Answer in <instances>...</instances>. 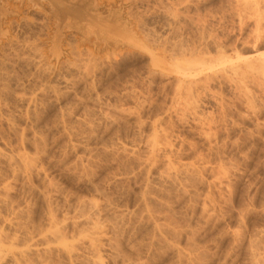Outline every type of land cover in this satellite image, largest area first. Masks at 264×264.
Returning <instances> with one entry per match:
<instances>
[{
	"label": "rangeland",
	"instance_id": "obj_1",
	"mask_svg": "<svg viewBox=\"0 0 264 264\" xmlns=\"http://www.w3.org/2000/svg\"><path fill=\"white\" fill-rule=\"evenodd\" d=\"M71 1L0 0V264H264V0Z\"/></svg>",
	"mask_w": 264,
	"mask_h": 264
},
{
	"label": "bare ground",
	"instance_id": "obj_2",
	"mask_svg": "<svg viewBox=\"0 0 264 264\" xmlns=\"http://www.w3.org/2000/svg\"><path fill=\"white\" fill-rule=\"evenodd\" d=\"M249 1V0H248ZM96 2V1H95ZM241 3H242V1H240ZM239 2V3H240ZM252 2V1H251ZM235 3H237V1H235ZM256 3H258V2H256ZM259 3H261V2H259ZM247 4V3H246ZM233 5V4H232ZM231 5V6H232ZM240 5V4H239ZM262 5H264V2H263V4ZM256 6V5H255ZM235 7H237V6H235ZM234 7V8H235ZM239 7V6H238ZM237 7V8H238ZM242 7V6H241ZM253 7V6H252ZM264 7V6H263ZM261 8V7H260ZM242 9V8H241ZM257 9H258V6H257ZM256 10V9H255ZM233 12H236L235 10L233 11ZM240 12V11H239ZM244 12V11H243ZM242 12V13H243ZM257 12V11H256ZM255 12V13H256ZM261 12H262V10H261ZM260 12V13H261ZM183 13V12H182ZM189 13V12H188ZM188 13H186V14H188ZM254 13V12H253ZM258 13V12H257ZM238 14V13H237ZM245 14V13H244ZM262 14V13H261ZM188 15H190V14H188ZM187 15V16H188ZM192 15V14H191ZM191 15H190V17H191ZM194 15V14H193ZM233 15V14H232ZM251 15V14H250ZM198 16V15H197ZM239 16V15H238ZM193 17V16H192ZM199 17V16H198ZM232 17V16H231ZM242 17V16H241ZM252 17V16H251ZM177 18V17H176ZM185 18V17H184ZM229 18V17H228ZM235 18V17H234ZM240 18V17H239ZM244 18V17H243ZM262 17H260V19H261ZM183 19V18H182ZM200 19H201V17H200ZM233 19V18H232ZM255 19H256V17H255ZM177 20V19H176ZM196 20H198V19H196ZM226 20V19H225ZM237 20V19H236ZM243 20H245V19H243ZM202 21V20H201ZM206 21V20H205ZM204 21V22H205ZM223 21V20H222ZM233 21V20H232ZM187 22V21H186ZM192 23H193V21H191ZM195 22H197V21H194V23ZM203 22V21H202ZM230 22V21H229ZM185 23V22H184ZM191 23V24H192ZM235 23V22H234ZM242 22H240V24H241ZM255 23H256V21H255ZM254 23V24H255ZM258 23H259V21H258ZM182 24V23H181ZM186 24V23H185ZM208 24V23H207ZM228 24V23H227ZM237 24V23H236ZM261 24V23H260ZM260 24H259V26H260ZM204 25V24H203ZM232 25V24H231ZM242 25V24H241ZM245 25V24H244ZM186 26V25H185ZM190 26V25H189ZM219 26V25H218ZM256 26H257V24H256ZM200 27H203V26H201V24H200ZM223 27V26H222ZM233 27V26H232ZM235 27V26H234ZM261 27V26H260ZM189 28V27H188ZM239 28V27H238ZM241 28H242V26H241ZM258 28V27H257ZM257 28H255V29H257ZM12 29V28H11ZM193 29V28H192ZM205 29V28H204ZM211 29V28H210ZM228 29V28H227ZM253 29V28H252ZM209 30V29H208ZM224 30V29H223ZM230 30V29H229ZM238 30H240V28L238 29ZM258 30H259V28H258ZM261 30V29H260ZM199 31V30H198ZM217 31V30H216ZM207 32V31H206ZM209 32H211V31H209ZM208 32V33H209ZM253 32V31H252ZM258 32V31H257ZM203 33V32H202ZM207 33V35H209ZM227 33V32H226ZM228 33H229V31H228ZM255 33V32H254ZM235 34V33H234ZM199 35H200V32H199ZM214 35H215V33H214ZM225 35V34H224ZM223 35V36H224ZM229 35V34H228ZM227 35V36H228ZM239 35V34H238ZM237 35V36H238ZM250 35V34H249ZM254 35V34H253ZM261 35V34H260ZM202 36V35H201ZM236 36V37H237ZM213 37V36H212ZM201 38V37H200ZM199 38V39H200ZM204 38V37H203ZM208 38V37H207ZM211 38V37H210ZM202 39V38H201ZM212 39V38H211ZM216 39V38H215ZM225 39V38H224ZM230 39V38H229ZM239 39V38H238ZM252 39V38H251ZM250 39V40H251ZM258 39V38H257ZM200 41V40H199ZM201 41H203V40H201ZM200 41V42H201ZM204 41H205V39H204ZM216 41V40H215ZM239 41V40H238ZM242 41H243V39H242ZM253 41V40H252ZM71 42V41H70ZM147 42V41H146ZM214 42V41H213ZM226 42V41H225ZM150 43V42H149ZM204 43V42H203ZM230 43V42H229ZM249 43V42H248ZM216 44V43H215ZM219 44H220V42H219ZM224 44H226V43H224ZM207 45V44H206ZM230 45V44H229ZM235 45V44H234ZM259 45V44H258ZM200 46V45H199ZM154 47V46H153ZM205 47V46H204ZM232 47H234V46H232ZM231 47V48H232ZM199 48V47H198ZM224 48V47H223ZM230 48V47H229ZM236 48H237V46H236ZM251 48V47H250ZM182 49H184V48H182ZM217 49V48H216ZM228 49V48H227ZM234 49V48H233ZM240 49V48H239ZM174 50V49H173ZM189 50V49H188ZM194 50H195V48H194ZM199 50H201V48L199 49ZM220 50V49H219ZM231 50V49H230ZM190 51V50H189ZM202 51V50H201ZM217 51V50H216ZM221 51V50H220ZM224 50H222V53L223 54H227V52L225 53V52H223ZM226 51V50H225ZM233 51V50H232ZM236 51H237V49H236ZM260 51H261V49H260ZM259 51V47L257 48V50L255 51V52H253V53H246V54H240V55H237L238 56V58L240 59L238 62H236L235 64H232V66H231V71L233 72V75H236V74H238L239 75V73L241 72L240 70H248L249 71V69H251L252 71L254 70V71H260V72H263L264 73V53H263V51L262 52H260ZM179 52V51H178ZM193 52V51H192ZM198 52V51H197ZM210 52V51H209ZM208 52V53H209ZM217 52H219V51H217ZM247 52V51H246ZM185 53V52H184ZM188 53V52H187ZM190 53V52H189ZM196 53V52H195ZM202 53V52H201ZM205 53V52H204ZM203 53V54H204ZM219 53H221V52H219ZM236 53V52H235ZM179 54V53H178ZM181 54H182V52H181ZM215 54V53H214ZM172 55V54H171ZM190 55V54H189ZM191 55H194L193 53L191 54ZM202 55V54H201ZM205 55V54H204ZM207 55H209V54H207ZM211 55V54H210ZM217 55H219L218 56V58H217V56H215L216 57V59L214 60V63L212 64V62L209 60V62H210V64H208V60H206V59H204L203 57H200L199 55H197L196 56V54H195V56H196V58H194V56H187L186 54H185V56H182V55H180V57L179 58H177L178 60H180L181 62L183 61V62H186V63H181L180 61V63H177L176 64V68L178 69V71H179V73L180 74H182L183 75V77L185 78V79H187V81H186V83L187 82H189L190 84H191V86L194 84H196V86L198 85L197 83H199L200 81H201V79L203 78V77H205V74H204V76L202 77L201 76V78H200V81H199V75L200 74H203V71L204 70H206L207 69V66L211 69V70H213L214 72H215V74H217L218 73V71H219V73H221L222 74V69L221 68H219V67H217L218 65H220L221 64V62L225 59V57H227V56H224V55H222V54H217ZM177 56V55H176ZM212 56V55H211ZM210 56V57H211ZM214 56V55H213ZM212 56V57H213ZM229 57H230V55H229ZM229 57H227V58H229ZM171 58V57H170ZM209 59V58H208ZM234 60V59H233ZM236 60V59H235ZM240 61H241V63H240ZM216 62H218V63H216ZM227 63V62H226ZM222 65V64H221ZM223 65H224V63H223ZM175 66V65H174ZM173 66V67H174ZM214 67H216L218 70H216L215 71V69H213ZM221 67V66H220ZM175 68V67H174ZM222 68H223V66H222ZM256 69V70H255ZM207 71V70H206ZM210 71V70H209ZM213 71H211V72H213ZM224 71H227V70H223V73H224ZM230 71V72H231ZM207 74V73H206ZM212 74V73H211ZM210 74V75H211ZM254 74V73H253ZM258 74V73H257ZM210 75H208L209 77H210ZM229 75H231V74H229ZM241 75V74H240ZM199 76V77H198ZM207 77V76H206ZM205 77V81H207L208 79ZM215 78V76H214V73H213V76L211 77V78ZM217 78H218V76H216ZM228 77V78H227ZM254 77V76H253ZM221 78H222V81H223V83L225 84L226 82H228L229 84L230 83H233L234 82V79L235 78H237V77H235L234 78V76L232 77L231 76V78L233 79V81H232V79L230 78V76H221L220 75V80H221ZM251 78V77H250ZM176 79V78H175ZM179 79V78H178ZM177 79V80H178ZM216 79V78H215ZM256 79V78H255ZM180 80V79H179ZM213 80V79H212ZM212 80H210V81H212ZM237 80V79H236ZM253 80H254V78H253ZM185 81V80H184ZM199 81V82H198ZM204 81V82H205ZM214 81V80H213ZM180 82V81H179ZM202 82H203V80H202ZM203 82V83H204ZM209 82V81H208ZM215 82V81H214ZM236 83V82H235ZM238 83H239V81H238ZM200 84H201V82H200ZM227 84V83H226ZM225 84V85H226ZM193 85V86H194ZM209 85V84H208ZM218 85H219V83H218ZM232 85V84H231ZM195 86V87H196ZM202 86H205L206 87V85L204 84V85H202ZM215 86V85H214ZM224 86V85H223ZM230 86V85H229ZM232 86H235V84L234 85H232ZM188 87V86H187ZM204 87V88H205ZM208 87V86H207ZM192 88V87H191ZM199 89V88H198ZM202 89V88H201ZM188 91V90H187ZM191 94V93H190ZM242 95V94H241ZM226 97V96H225ZM232 98V97H231ZM224 99V98H223ZM229 99H227V101H228ZM225 104V103H224ZM229 104V103H228ZM223 105V104H222ZM235 105V104H234ZM234 107V106H233ZM236 108V107H235ZM221 109V108H220ZM225 112V111H224ZM21 158V157H20ZM17 162V161H16ZM26 163V162H25ZM86 204V203H85ZM147 205V204H146ZM150 205V204H149ZM99 211V210H98ZM168 212V211H167ZM153 213V212H152ZM95 214V213H94ZM97 214V213H96ZM156 214V213H155ZM170 214V213H169ZM96 215H94V217H95ZM143 216V215H142ZM166 216V215H165ZM91 217V216H90ZM89 217V218H90ZM145 217V216H144ZM168 217V216H167ZM92 218H93V216H92ZM91 218V219H92ZM170 218V217H169ZM157 219V218H156ZM142 221V220H141ZM97 222V221H96ZM171 222V221H170ZM90 224V223H89ZM169 225V224H168ZM176 225V224H175ZM98 226V225H97ZM100 226V225H99ZM158 226H159V224H158ZM163 226V225H162ZM171 226V225H170ZM99 228V227H98ZM160 228V227H159ZM162 228V227H161ZM163 229V228H162ZM177 229V228H176ZM94 230V229H93ZM160 230V229H159ZM92 232V231H91ZM90 232V233H91ZM89 233V232H88ZM95 233H97L96 231H95ZM94 234V233H93ZM86 236V235H85ZM93 236H95V235H93ZM92 236V237H93ZM96 237V236H95ZM89 238H90V236H89ZM90 240L91 241H93L91 238H90ZM95 240V239H94ZM91 243V242H90ZM93 243V242H92ZM95 243V242H94ZM97 244V243H96ZM93 247H94V244L92 245ZM259 247H261V246H259ZM251 249V253H253V256H255L256 255V258H255V260H253V261H255L253 264H260V258L259 257H257V256H259L258 254L259 253H262L261 251H257V247L256 246H251L250 247ZM262 248V247H261ZM96 249V248H95ZM32 250V249H31ZM258 250H260V248H258ZM2 250L0 249V253H3V252H1ZM20 254V253H19ZM27 254V253H26ZM5 256V255H4ZM262 256V255H261ZM97 257V256H96ZM201 257V256H200ZM199 257V258H200ZM95 258V257H94ZM130 258V257H129ZM202 258V257H201ZM258 258V259H257ZM254 259V258H253ZM94 260V263L95 264H101L100 263V260L98 259V258H95V259H93ZM132 260V259H131ZM194 260V259H193ZM198 260V259H197ZM260 261V262H259ZM135 263V262H134ZM262 263V262H261ZM196 264H198V263H196ZM263 264V263H262Z\"/></svg>",
	"mask_w": 264,
	"mask_h": 264
},
{
	"label": "water",
	"instance_id": "obj_3",
	"mask_svg": "<svg viewBox=\"0 0 264 264\" xmlns=\"http://www.w3.org/2000/svg\"><path fill=\"white\" fill-rule=\"evenodd\" d=\"M54 7L59 19L60 27L69 22L89 24L102 27L105 22L90 14L81 4L73 3L71 0H47Z\"/></svg>",
	"mask_w": 264,
	"mask_h": 264
}]
</instances>
